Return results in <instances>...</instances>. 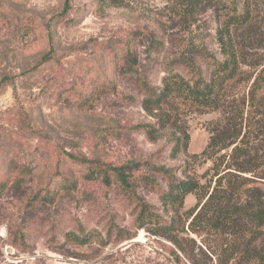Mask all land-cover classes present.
I'll return each instance as SVG.
<instances>
[{"label": "rangeland", "instance_id": "374dc122", "mask_svg": "<svg viewBox=\"0 0 264 264\" xmlns=\"http://www.w3.org/2000/svg\"><path fill=\"white\" fill-rule=\"evenodd\" d=\"M223 1L224 14L242 11V0ZM64 2L0 0V264H175L169 241L138 229L136 197L113 168L149 163L201 182L183 219L205 194L211 162L193 156L206 148L218 113H197L179 99L167 111L146 107L142 81L154 88L175 75L192 81L176 61L183 55L198 58L207 77L212 64L199 56L220 58L214 13L190 18L181 0H71L59 21ZM127 51L137 57L135 70ZM165 114L188 127V154L172 156ZM145 125L160 129L148 135ZM92 171L111 176L112 185L89 179ZM136 194L172 216L157 190Z\"/></svg>", "mask_w": 264, "mask_h": 264}, {"label": "trees", "instance_id": "16d2710c", "mask_svg": "<svg viewBox=\"0 0 264 264\" xmlns=\"http://www.w3.org/2000/svg\"><path fill=\"white\" fill-rule=\"evenodd\" d=\"M242 1L241 12L234 7L224 14L223 0H181L190 18L206 10L213 11L220 58L199 56L205 60L209 57L212 64L207 77L198 58L183 55L176 61L183 65L179 67L192 73L195 77L192 81L180 75L170 76L163 88L142 81L146 107L167 111L179 99L189 103L197 113H218L217 120L208 128L206 148L193 156L211 162L207 169L209 185L196 206L183 219L187 196L203 187L198 180L179 179L172 169L149 163L113 168L114 180L136 197L138 229H147L169 241L174 247L170 254L175 264H264V0ZM70 7L71 0H65L59 21ZM45 58L46 62L50 59ZM127 62L135 70L138 61L132 51H127ZM163 116L166 123L162 129L168 128L173 133L172 156L188 154L191 141L188 127L179 126L178 120L172 121L171 114ZM144 129L153 135L160 128L145 125ZM144 170L151 171V175L141 174ZM87 177L107 186L113 183L111 176L99 171L89 172ZM157 177L167 182L166 191L161 190ZM73 184L67 181L66 186ZM1 187L0 193L5 190ZM139 188L157 190L163 209L173 213L172 216L164 218L139 198L136 194ZM90 237L67 235L81 244L90 242ZM131 239L133 236L127 238Z\"/></svg>", "mask_w": 264, "mask_h": 264}]
</instances>
